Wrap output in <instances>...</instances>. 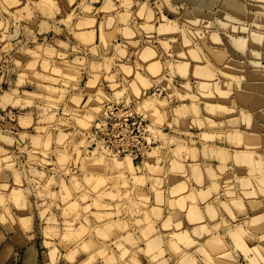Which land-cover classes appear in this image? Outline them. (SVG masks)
<instances>
[{
	"label": "rangeland",
	"instance_id": "374dc122",
	"mask_svg": "<svg viewBox=\"0 0 264 264\" xmlns=\"http://www.w3.org/2000/svg\"><path fill=\"white\" fill-rule=\"evenodd\" d=\"M229 1L0 0L2 243H36L35 264H196L182 241L264 264V0Z\"/></svg>",
	"mask_w": 264,
	"mask_h": 264
},
{
	"label": "bare ground",
	"instance_id": "6f19581e",
	"mask_svg": "<svg viewBox=\"0 0 264 264\" xmlns=\"http://www.w3.org/2000/svg\"><path fill=\"white\" fill-rule=\"evenodd\" d=\"M227 4L230 6V7H232V8H234L235 10H239V9H241L240 8V6L239 5H237V4H235V3H232L231 1H229V0H227ZM140 10H143V12L142 13H145L146 12V16H147V10L145 9V8H140ZM237 12V11H236ZM148 17V16H147ZM150 17V16H149ZM159 18V17H158ZM151 19V18H150ZM162 19H165V21H170V20H168L165 16H162ZM162 22V21H161ZM169 22L168 23H166V24H161L159 27H157V29H159V28H161L160 30L161 31H172V30H175L172 26L170 27L169 25ZM177 30V29H176ZM91 32V34H93V30H91L90 31ZM88 33V32H87ZM90 34V33H89ZM89 36V35H88ZM145 50H147V49H145ZM142 51L144 52V50L142 49ZM152 50L150 49V50H147V51H145L144 52V55L145 56H149L150 54L152 55V52H151ZM190 52H191V50H190ZM141 53V52H140ZM194 54V53H193ZM208 54H209V56H210V58H212L213 60H214V62L217 64H221L222 62H224L225 60H224V55H223V53L221 52V50L219 51V50H216V49H210V50H208ZM150 55V56H151ZM195 55V54H194ZM191 56H193V55H191ZM193 58V57H192ZM224 60V61H223ZM187 62V61H186ZM186 62H184V64L183 65H181V64H176V67H178L179 66V69H178V71H180V73L181 72H183V73H181V74H184L186 71H187V65H189L188 63H187V65H186ZM213 62V61H212ZM183 63V62H182ZM217 64V65H218ZM227 65V64H226ZM216 66V65H215ZM219 66V65H218ZM190 67H192V66H190ZM189 67V68H190ZM190 72H192L191 73V75L192 74H195V75H206V76H208V71L206 70V69H204V68H200V67H195L192 71L190 70ZM253 76H256L254 73H252L251 74V78L253 77ZM198 77H200V76H198ZM250 77V76H249ZM204 87L205 86V84L204 83H202V84H200V87ZM209 86H210V84H209ZM210 90V89H209ZM238 96H239V99H246L247 97H244V95H243V93H240V92H238V94H237ZM128 105V104H127ZM228 109V108H227ZM106 112V111H105ZM133 112V111H132ZM97 113V112H96ZM106 114V113H105ZM126 115V114H125ZM212 124V123H211ZM100 128V127H99ZM113 132V131H112ZM106 133V132H105ZM88 134V133H87ZM263 144V143H262ZM139 147V146H138ZM108 148V147H107ZM245 149H247L246 148V146H245ZM249 149V148H248ZM242 153V152H241ZM244 153V152H243ZM127 157H128V155H127ZM132 161V160H131ZM131 161H127V163H126V167L128 168V169H130L131 171H133L134 169H133V165H132V163H131ZM97 164L99 165H101V163H95V165L97 166ZM119 168H121L122 169V167H121V162H117V164H116ZM98 167V166H97ZM99 167H101V166H99ZM130 171V172H131ZM264 178H262V181L261 180H259V182H258V180H256L260 185H262L261 183H263L264 182V180H263ZM261 182V183H260ZM264 184V183H263ZM264 187V186H263ZM190 208H191V206H189ZM188 209V208H187ZM190 212V211H189ZM194 214V212H190V214H189V216H191V215H193ZM261 217V215H258V216H256L255 218V221L253 222V226L254 227H261L262 225L261 224H259L258 222H257V218H260ZM115 222V221H114ZM239 227V226H238ZM184 233H186V232H184ZM184 233L182 232H180L179 234H178V232L176 233V234H178V236L179 237H181L180 239H182L183 238V240L185 239L183 236H184ZM239 233V230H238V228L236 227V229L233 231V233H232V235L233 234H238ZM187 234V233H186ZM173 235H175V234H173ZM172 235V237H174ZM177 236V235H176ZM144 238V237H143ZM190 238H191V236H190ZM179 238H177L176 240H178ZM188 239H189V235H188ZM143 240V239H142ZM181 241V240H180ZM177 242H179V241H177ZM182 242H184L183 244H184V246H185V241H182ZM103 244V243H102ZM110 244V243H109ZM108 244V245H109ZM105 245V244H104ZM211 247L212 248H215V250H218V249H220V247L222 248V246H221V244L219 243V242H213L212 244H211ZM215 254H218L214 259L216 260V259H219V260H223L224 259V252L222 253V252H217V253H215Z\"/></svg>",
	"mask_w": 264,
	"mask_h": 264
},
{
	"label": "crops",
	"instance_id": "0c3cea01",
	"mask_svg": "<svg viewBox=\"0 0 264 264\" xmlns=\"http://www.w3.org/2000/svg\"><path fill=\"white\" fill-rule=\"evenodd\" d=\"M67 2H64L60 7L61 9H67ZM93 8H96L94 6H92ZM165 12V10H163V13ZM96 15V12L93 11V17ZM164 15V14H163ZM87 31H89V29H87ZM96 31V33H94ZM94 38H97V29L94 30ZM90 33V31L88 32ZM99 34V33H98ZM92 36V35H91ZM91 45H85V44H81L79 43V47H90ZM89 50V49H88ZM185 221V220H184ZM186 222V221H185ZM192 227V226H191ZM153 237H155L153 235ZM192 240V236L190 238ZM9 242H11L8 247L5 245L6 242H1L0 241V264H35L34 263V259H35V253L37 254V244L36 243H31L28 242L27 246L24 248L22 246H19L17 244H15L13 241H10L11 239H9ZM193 240L195 241V239L193 238ZM32 244V245H31ZM140 245H145L144 243L140 244ZM142 250H146L145 247H141ZM179 249L183 252V253H188L190 255H193V257H195L196 259V264H203V260L198 258L199 254L197 253V249L195 250H188L187 248L184 247L183 244L179 245ZM165 252V256L170 255L171 253L167 250V248L163 249ZM191 252V253H190ZM158 252L157 251H153V253L151 255H146V253H142V258H150L151 256L157 255ZM176 254V253H175ZM175 261V259H173ZM147 263V262H146ZM60 264H71V263H67V262H63ZM75 264V263H72ZM145 264V263H144Z\"/></svg>",
	"mask_w": 264,
	"mask_h": 264
}]
</instances>
